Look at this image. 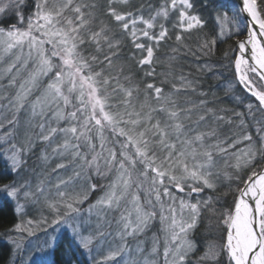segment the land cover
<instances>
[{"label":"snow or ice","instance_id":"1","mask_svg":"<svg viewBox=\"0 0 264 264\" xmlns=\"http://www.w3.org/2000/svg\"><path fill=\"white\" fill-rule=\"evenodd\" d=\"M229 40L224 99L177 74ZM9 219L0 264H264V0H0Z\"/></svg>","mask_w":264,"mask_h":264},{"label":"trees","instance_id":"2","mask_svg":"<svg viewBox=\"0 0 264 264\" xmlns=\"http://www.w3.org/2000/svg\"><path fill=\"white\" fill-rule=\"evenodd\" d=\"M136 2L139 3L140 0H136ZM211 24H212V21L209 20V27L211 26ZM195 40H196V38H195V36H193V38L191 40H189L188 43L194 45ZM234 44H235V40H229L227 43H220V44H218V46L216 48L215 55H213L211 57H204L199 61H195V63H193L194 58H192L190 56L181 57L180 61L177 63V66H176L177 67V74H178L180 69H182L185 73L190 72L192 78L199 77V79L201 80V87H203L205 90H207L209 88V85H211L212 89L217 92V96L220 99H224L223 90L220 88V85L227 83V79L231 78V72L226 67H223V65L227 64V61L224 60L223 54L226 50H229L230 45H234ZM126 51H127V49H126ZM165 54H166V49H162L159 53H157V55H159L161 57H163ZM205 60H207L209 63L217 66L213 69V71L223 73V77H221V79L217 80V79L211 78L212 77L211 72H208V73L198 72L196 65L197 64H203L205 62ZM161 67H162L161 65H157V72L161 71ZM164 88L167 91L169 88V85L165 84ZM193 99H199V97L193 96ZM9 223H11L10 219L5 220L3 224H0V229H2L5 225H7Z\"/></svg>","mask_w":264,"mask_h":264},{"label":"rangeland","instance_id":"3","mask_svg":"<svg viewBox=\"0 0 264 264\" xmlns=\"http://www.w3.org/2000/svg\"><path fill=\"white\" fill-rule=\"evenodd\" d=\"M43 235H44V233H42V232H38V233H37V236H38V237H42ZM33 239H35V237H34Z\"/></svg>","mask_w":264,"mask_h":264}]
</instances>
